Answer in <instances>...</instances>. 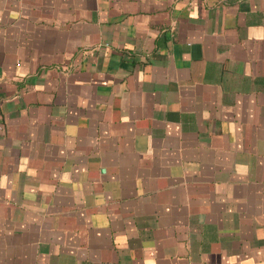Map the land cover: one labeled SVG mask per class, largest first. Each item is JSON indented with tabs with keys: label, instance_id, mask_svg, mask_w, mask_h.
<instances>
[{
	"label": "crops",
	"instance_id": "1",
	"mask_svg": "<svg viewBox=\"0 0 264 264\" xmlns=\"http://www.w3.org/2000/svg\"><path fill=\"white\" fill-rule=\"evenodd\" d=\"M0 264H264V0H0Z\"/></svg>",
	"mask_w": 264,
	"mask_h": 264
}]
</instances>
